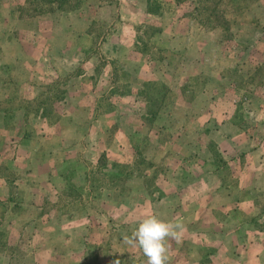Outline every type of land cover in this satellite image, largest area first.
<instances>
[{
    "label": "rangeland",
    "instance_id": "obj_1",
    "mask_svg": "<svg viewBox=\"0 0 264 264\" xmlns=\"http://www.w3.org/2000/svg\"><path fill=\"white\" fill-rule=\"evenodd\" d=\"M264 264V0H0V264Z\"/></svg>",
    "mask_w": 264,
    "mask_h": 264
},
{
    "label": "clouds",
    "instance_id": "obj_2",
    "mask_svg": "<svg viewBox=\"0 0 264 264\" xmlns=\"http://www.w3.org/2000/svg\"><path fill=\"white\" fill-rule=\"evenodd\" d=\"M186 226L182 222H165L156 215L144 218L131 236H125L124 242L131 248L142 250L146 264H169V240L179 242ZM115 264H120L117 260Z\"/></svg>",
    "mask_w": 264,
    "mask_h": 264
}]
</instances>
